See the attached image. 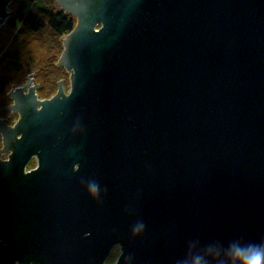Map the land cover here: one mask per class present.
I'll use <instances>...</instances> for the list:
<instances>
[{"label": "water", "instance_id": "95a60500", "mask_svg": "<svg viewBox=\"0 0 264 264\" xmlns=\"http://www.w3.org/2000/svg\"><path fill=\"white\" fill-rule=\"evenodd\" d=\"M57 3L69 89L0 119V264H264V0Z\"/></svg>", "mask_w": 264, "mask_h": 264}, {"label": "trees", "instance_id": "16d2710c", "mask_svg": "<svg viewBox=\"0 0 264 264\" xmlns=\"http://www.w3.org/2000/svg\"><path fill=\"white\" fill-rule=\"evenodd\" d=\"M52 4L53 0H49L47 5L34 8L32 5L28 6L25 0H12L9 4L12 14L4 23V27L8 26L10 28L12 40H17L20 36L33 39L42 28L45 26L49 27V38L53 41L49 49L53 51L50 57L41 65L36 78L39 83L37 88L38 97L47 99L55 94L59 80H63L64 84H67L69 80L67 77L69 76L68 71L57 64V56L62 51L64 35L74 28L76 21L74 16L67 14L62 9H56ZM4 27H2L1 33H4ZM18 54L16 49L7 51L4 48L0 53V71L3 70L8 73L18 72L20 79H17V81H23L25 78L23 77V66L18 59ZM15 81V77H11V75L7 78L0 76V107L8 104L9 96L7 95V90ZM116 257L114 256L106 264H113Z\"/></svg>", "mask_w": 264, "mask_h": 264}, {"label": "rangeland", "instance_id": "374dc122", "mask_svg": "<svg viewBox=\"0 0 264 264\" xmlns=\"http://www.w3.org/2000/svg\"><path fill=\"white\" fill-rule=\"evenodd\" d=\"M25 1L28 6L32 5V7L36 8V7L47 5L49 0H25ZM52 5H54L56 9L58 8L61 9L60 5H58L57 3V0H53ZM2 27H4V24L1 26L0 29H2ZM4 28H5L3 31L4 33L0 34V53L3 51L4 48L7 51L16 49L19 53L18 59L20 60L23 66L22 67L23 77H25L23 81H17V79L18 80L20 79L18 72L8 73V72L1 70L0 76H4V78H7L9 75H11V77L12 76L15 77V80H16L14 83V86L13 87L10 86L7 91L9 92V90L11 89L13 90L14 88H16V86L23 85L24 82L27 80V77L33 78L32 84L37 83L39 86L38 79H36L38 77L39 69L41 68V65L43 64V62L50 57L53 51L49 49V46L53 43L52 39L49 38V30H50L49 27L45 26L44 28H42L41 31H39L38 34H36L34 36L35 38L33 39L29 37L20 36L18 37L17 40L11 39L12 33L10 32V28L8 26ZM62 51H63V48H62ZM61 53L58 56H60ZM69 86H70V81L68 80L67 84L65 83L63 87L67 91L69 89L68 88ZM37 91L38 89H36V93ZM8 100L10 102L11 98L9 97ZM10 113L13 114L11 111L4 110L3 108L0 109V119L6 118V122L8 124H13L17 120L16 118H18V115L9 116ZM1 147H2V143L0 142V148ZM4 154H2V157L5 156ZM118 252H119V247L116 245L109 252L104 264L112 260L114 256H118Z\"/></svg>", "mask_w": 264, "mask_h": 264}, {"label": "flooded vegetation", "instance_id": "af4514ba", "mask_svg": "<svg viewBox=\"0 0 264 264\" xmlns=\"http://www.w3.org/2000/svg\"><path fill=\"white\" fill-rule=\"evenodd\" d=\"M68 77V76H67ZM69 78V77H68ZM63 86H64V83H63ZM64 91L65 92H67L66 90H65V88H64ZM38 96V95H37ZM52 96V95H51ZM12 103V100L10 101V102H8V104H6L5 106H8V105H10ZM5 106H3L2 108L4 109V107ZM8 111H11L13 114H9V116H14V115H16L17 116V113H14L12 110H8ZM17 119V118H16ZM5 152H2V153H0V160H4L7 156H8V153H5ZM2 154H4L5 156L4 157H2ZM38 159H37V157L36 156H32L31 158H30V160L26 163V165H25V171L27 172V171H29V170H32V169H35L37 166H38Z\"/></svg>", "mask_w": 264, "mask_h": 264}, {"label": "bare ground", "instance_id": "6f19581e", "mask_svg": "<svg viewBox=\"0 0 264 264\" xmlns=\"http://www.w3.org/2000/svg\"><path fill=\"white\" fill-rule=\"evenodd\" d=\"M69 15H72V14H69ZM72 16H74V15H72ZM6 21V20H5ZM75 23H76V21H75ZM1 31H2V29L0 30V34H1ZM67 34V33H66ZM65 36V35H64ZM64 38V37H63ZM39 98V97H38ZM18 115V114H17ZM18 119V118H17ZM0 139H1V136H0ZM5 159H9V154H8V156L5 158ZM26 165V164H25ZM26 172V171H25Z\"/></svg>", "mask_w": 264, "mask_h": 264}, {"label": "clouds", "instance_id": "9594fccd", "mask_svg": "<svg viewBox=\"0 0 264 264\" xmlns=\"http://www.w3.org/2000/svg\"><path fill=\"white\" fill-rule=\"evenodd\" d=\"M69 73V72H68ZM64 88V87H63ZM68 91V90H67ZM8 93V92H7ZM66 93V92H65ZM38 97V96H37ZM42 99V98H41ZM44 99V98H43ZM6 153H8V152H6Z\"/></svg>", "mask_w": 264, "mask_h": 264}]
</instances>
